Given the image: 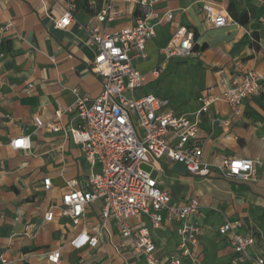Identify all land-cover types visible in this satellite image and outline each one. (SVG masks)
I'll use <instances>...</instances> for the list:
<instances>
[{
  "label": "crops",
  "instance_id": "1",
  "mask_svg": "<svg viewBox=\"0 0 264 264\" xmlns=\"http://www.w3.org/2000/svg\"><path fill=\"white\" fill-rule=\"evenodd\" d=\"M71 4L75 5L72 22L56 28L55 21ZM205 4L224 9L232 21L215 27ZM105 5L106 0H0V255L9 264H148L146 255L135 250L134 240L123 237L112 221L96 247L77 248L71 243L81 232L95 231L101 200L88 204L78 223L59 210L54 220L44 219L51 205H62L71 182L88 190L90 174L100 169L90 168L72 135L71 130L82 123L72 88L91 99L102 91L101 76L92 69L95 52L88 45L89 28L111 32L132 27L141 17L137 1L113 0V19L101 23L97 14ZM168 9L173 11L171 19L165 15ZM154 11L148 23L156 35L146 43L148 59L137 67L142 72L163 67L144 92L167 97L176 113L193 114L208 88L219 94L233 86L244 70L264 69V0H158ZM181 27L194 31L199 49L188 58L166 60L164 47ZM185 61L191 66L192 87L183 93L174 89L173 74H166ZM30 83L34 88L27 93ZM37 115L45 124L58 122L61 128L38 127ZM217 118L229 119L230 124H217ZM200 126L208 174H192L168 158L154 166L143 165L154 170L159 185L171 193L172 203L181 205L192 197L200 202L191 219L200 224L201 234L197 244H190L191 254L183 264H232L236 252L219 231L227 219L240 222L237 232L255 237L251 255L264 257V93L246 98L237 111L224 99L215 101L201 113ZM21 136L29 137L30 146L14 148L11 141ZM226 157L254 160L255 178L226 177L221 168ZM46 177L52 180L49 189L44 186ZM28 222L40 224L32 236L25 233ZM141 224L149 228L160 258L177 254L179 222L165 221L155 228L144 217ZM56 250L60 259L53 263L49 255Z\"/></svg>",
  "mask_w": 264,
  "mask_h": 264
},
{
  "label": "built area",
  "instance_id": "2",
  "mask_svg": "<svg viewBox=\"0 0 264 264\" xmlns=\"http://www.w3.org/2000/svg\"><path fill=\"white\" fill-rule=\"evenodd\" d=\"M133 1L138 2L141 13L136 25L111 32L99 26L89 28L88 45L95 52L92 69L102 79L99 96L91 99L81 94L78 88H72L74 107L82 119V123L71 130L72 135L81 144L90 168L99 166L100 169L90 174L88 190H80L71 182L70 189L63 194L62 205H51L44 219L46 222L54 220L56 210H59L61 215L78 223L88 204L101 200L103 206L98 226L92 234L84 231L77 235L71 242L75 247H96L104 229L112 221L123 237L134 240L135 250L146 255L148 264H183L184 257L191 254L190 244H197L201 234L200 224L191 219L198 212L200 202L192 197L181 205L172 203L171 193L159 185L154 170H146L143 165L154 166L161 159L168 158L182 163L192 174H208L210 169L203 159L200 135L201 113L219 99H224L232 110L237 111L246 98L263 94L264 69L244 70L233 86L224 87L219 94L208 88L199 96L201 105L195 113H176L167 97L153 91L141 92L163 71L162 66L148 72L137 67V63L148 59L146 43L156 35L148 20L155 16L154 5L158 0ZM74 9L75 5L71 4L55 21V27H67L73 20ZM203 9L215 27L226 26L232 21L224 9L213 4H205ZM114 14L113 0H106L97 19L103 23L112 20ZM165 15L171 19L173 11L168 9ZM194 46V31L181 27L164 47L165 59L188 58L195 54ZM33 88L34 84L30 83L26 92L31 93ZM61 114V111L57 112L58 116ZM34 121L38 127L47 126L55 131L61 128L58 122L45 124L39 115ZM214 122L223 126L230 124L229 119L217 118ZM11 145L27 148L30 146L29 137L13 139ZM221 168L228 178H255V161L249 158L226 157ZM51 185V177H46L45 188L49 189ZM144 217L155 228L161 227L165 221L180 223L176 255L166 260L157 255V244L149 228L141 224ZM239 223L238 220L227 219L219 227L220 233L236 252L232 264H243L247 260L264 264V257L251 255L249 249L255 244V237L237 232ZM39 227L36 222H28L25 233L32 236ZM59 259V250L49 255L53 263H58ZM0 264H9L8 258L0 255Z\"/></svg>",
  "mask_w": 264,
  "mask_h": 264
},
{
  "label": "rangeland",
  "instance_id": "3",
  "mask_svg": "<svg viewBox=\"0 0 264 264\" xmlns=\"http://www.w3.org/2000/svg\"><path fill=\"white\" fill-rule=\"evenodd\" d=\"M180 65L184 66V70L178 67ZM190 67L191 66H190L189 61H185L181 63L178 62L177 66L174 67L172 71L170 70L168 74H166V76L173 74L171 77V80H172V83L174 84V89L176 91L178 92L181 91L183 93H186L191 89L192 83L190 79L188 78V75H190V73L192 72ZM144 91H146V88L141 90V92H144Z\"/></svg>",
  "mask_w": 264,
  "mask_h": 264
},
{
  "label": "trees",
  "instance_id": "4",
  "mask_svg": "<svg viewBox=\"0 0 264 264\" xmlns=\"http://www.w3.org/2000/svg\"><path fill=\"white\" fill-rule=\"evenodd\" d=\"M203 48H205V46H203ZM194 49H195V50H198L199 47H198L197 45H195V46H194Z\"/></svg>",
  "mask_w": 264,
  "mask_h": 264
}]
</instances>
